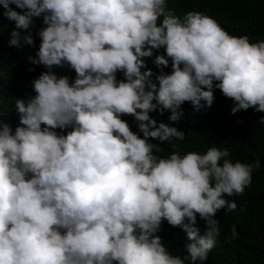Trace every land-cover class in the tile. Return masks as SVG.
<instances>
[{"label": "clouds", "instance_id": "clouds-1", "mask_svg": "<svg viewBox=\"0 0 264 264\" xmlns=\"http://www.w3.org/2000/svg\"><path fill=\"white\" fill-rule=\"evenodd\" d=\"M0 7L10 46L33 45L41 21L29 60L47 69L34 95L14 99V129L0 112V264H205L221 235L215 216L237 208L225 196L243 194L261 167L233 161L235 141L207 112L221 99L226 115L264 113V40L199 11L178 16L168 0ZM65 65L71 80L52 70ZM179 238L185 254L173 255Z\"/></svg>", "mask_w": 264, "mask_h": 264}, {"label": "trees", "instance_id": "trees-1", "mask_svg": "<svg viewBox=\"0 0 264 264\" xmlns=\"http://www.w3.org/2000/svg\"><path fill=\"white\" fill-rule=\"evenodd\" d=\"M168 6L175 9L178 16L191 10L202 12L214 18L228 33L236 36L247 35L250 42L264 40V0H168ZM3 11L0 7V13ZM13 27V22L0 15V112L5 114V121L14 129L18 123L16 112L11 110L14 99L34 95L31 82L47 69L43 65H33L29 60L39 46L40 38L36 33L42 27L41 21L34 20L32 25L33 45L21 41L19 47L10 46L9 33ZM147 66L154 72L159 71L150 58L147 59ZM165 69L171 70L170 65ZM52 70L57 75H67L70 80L75 76L74 70L67 65L54 67ZM217 102L218 111H209L207 115L214 117L219 122L216 126L224 129V139L235 141L239 150L233 161L250 163L259 159L261 167L253 171L251 185L243 194L225 196L226 199H234L237 208L231 212L223 210L219 219L215 216L220 222L221 235L208 253L205 264H264V123L260 122L264 113L261 116L259 113L226 115V102L221 99H217ZM152 116L159 121L166 120L165 114L154 113ZM124 119L135 131V120L131 116H125ZM197 145V141L189 139L187 149H194ZM176 148L178 149L177 146ZM203 225L204 221L199 218L197 226L201 228ZM233 225L239 235L229 243L227 240ZM178 241L183 244L173 243L169 250L173 255H184L183 245L187 243V239L179 238Z\"/></svg>", "mask_w": 264, "mask_h": 264}]
</instances>
